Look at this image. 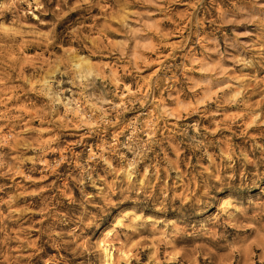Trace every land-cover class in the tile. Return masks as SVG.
<instances>
[{
  "label": "rangeland",
  "instance_id": "1",
  "mask_svg": "<svg viewBox=\"0 0 264 264\" xmlns=\"http://www.w3.org/2000/svg\"><path fill=\"white\" fill-rule=\"evenodd\" d=\"M103 248L264 264V0H0V264Z\"/></svg>",
  "mask_w": 264,
  "mask_h": 264
},
{
  "label": "bare ground",
  "instance_id": "2",
  "mask_svg": "<svg viewBox=\"0 0 264 264\" xmlns=\"http://www.w3.org/2000/svg\"><path fill=\"white\" fill-rule=\"evenodd\" d=\"M103 251H104V264H109L110 263V253L107 250H104V248H103Z\"/></svg>",
  "mask_w": 264,
  "mask_h": 264
}]
</instances>
